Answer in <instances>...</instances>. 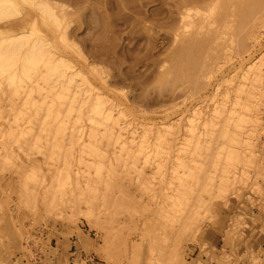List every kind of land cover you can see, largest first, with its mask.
<instances>
[{
  "label": "rangeland",
  "instance_id": "rangeland-1",
  "mask_svg": "<svg viewBox=\"0 0 264 264\" xmlns=\"http://www.w3.org/2000/svg\"><path fill=\"white\" fill-rule=\"evenodd\" d=\"M0 4V264H264V0Z\"/></svg>",
  "mask_w": 264,
  "mask_h": 264
},
{
  "label": "bare ground",
  "instance_id": "bare-ground-1",
  "mask_svg": "<svg viewBox=\"0 0 264 264\" xmlns=\"http://www.w3.org/2000/svg\"><path fill=\"white\" fill-rule=\"evenodd\" d=\"M0 1H2V0H0ZM37 4L40 6V4H39L38 2H37ZM0 6H1V4H0ZM2 6L4 7V4H3ZM2 6H1L0 9L3 8ZM41 7H44V6H41ZM41 7H40V8H41ZM45 7H47V6H45ZM48 8H49V7H48ZM41 9H43V8H41ZM49 9H50V8H49ZM49 9H48V10H49ZM42 11H43V10H42ZM43 12H44V11H43ZM43 12H42V13H43ZM47 12H49V11H47ZM48 14H49V13H48ZM48 14H47V17H48ZM51 16H52V14H49V18H50ZM51 18H53V17H51ZM54 24H55V23H54ZM18 41H19V40H18ZM12 42H15V41H12ZM188 44H189V46L186 45V46H187L186 48H189V47H192V48H193V46H192V45H193L192 42H191V46H190V43H188ZM196 44H199V45H200L201 43H198V42H197ZM196 44H195L194 46H195L196 51H197V49H201V45L199 46V45H196ZM202 44H203V43H202ZM4 46H5V45H4ZM9 46H10V43H9ZM35 47H37V48H35ZM41 47H42L41 45H36V46L34 45V48H35L36 50H34V48L32 47V48H33L32 51H34V52H36V54H38L37 51L39 50V48L41 49ZM198 47H200V48H198ZM5 48H7V45H6ZM195 48H194V49H195ZM37 49H38V50H37ZM42 49H43V48H42ZM46 49H47V48H46ZM189 49H190V50H189ZM189 49H188L189 52H190L191 50L194 51V49H191V48H189ZM203 49H204V48H203ZM203 49H202V50H203ZM48 50H50V49H48ZM52 50H53V49H52ZM44 51H45V50H44ZM192 51H191V52H192ZM198 51H199V50H198ZM200 51H201V50H200ZM34 52H33V54H32V57H33V55L35 54ZM38 52H39V51H38ZM42 52H43V51H42ZM42 52L40 51V54H41ZM51 52H52V51H51ZM185 52H186V51H185ZM189 52H187V53H189ZM194 52H195V51H194ZM0 53H1V52H0ZM2 53H3V52H2ZM31 53H32V52H31ZM53 53H54V52H53ZM53 53H52V54H53ZM36 54H35V55H36ZM195 54H196V53H195ZM198 54H199V53H198ZM201 54H202V53H201ZM201 54H200V55H201ZM6 55L8 56V54H6ZM42 55H43V54H42ZM42 55H41V56H42ZM185 55H187V54H185ZM185 55H184V56H185ZM189 55H190V53L187 55V58H189V57H188ZM11 56H13V55H11ZM11 56H10V57H11ZM37 56H38V55H36V57H35V56H34V57H35V58H38ZM41 56H40V57H41ZM50 56H52V55H49L48 57H50ZM191 56H193V55H191ZM191 56H190V58H191ZM4 57H5V56H4ZM4 57H3V58H4ZM8 57H9V56H8ZM27 57L32 58L30 55L27 56ZM40 57H39V58H40ZM53 57H54V55H53ZM57 57H58V56H57ZM194 57H195V56H194ZM194 57H192V58H194ZM196 57H197V56H196ZM200 57H201V56H200ZM3 58H2V59H3ZM58 58H61V57L59 56ZM197 58H199V57H197ZM197 58H196V60H197ZM25 59L27 60V58H25ZM33 59H34V58H33ZM48 59H49V58H48ZM183 59H184V58H183ZM7 60H8V59H7ZM22 60H24V59H22ZM26 60H25V61H26ZM29 60H30V59H29ZM36 60H38V62H39V59H36ZM36 60H35V62H36ZM50 60H53V59H51V57H50V59H49L48 61H50ZM63 60H64V59H63ZM188 60H189V59H188ZM194 60H195V58H194ZM40 61H41V60H40ZM48 61H47L46 65L49 63ZM55 61H56V59H55L53 62H55ZM183 61H185V60H183ZM186 61H187V59H186ZM190 61H191V62H190ZM190 61H189L188 63H191L190 65L193 66L194 64H192V59H191ZM1 62H3V61H1ZM19 62H20V61H19ZM45 62H46V61H45ZM61 62H62V61H60V62H58V63H61ZM180 62H181V60H180ZM195 62H197V61H195ZM26 63H27V61H26ZM33 63H34V62H33ZM39 63H40V62H39ZM50 63H51V61H50ZM58 63L55 62L53 65H58ZM64 63H65V62H64ZM181 63H182V62H181ZM188 63L186 62L187 65H188ZM193 63H194V61H193ZM5 64H6V63H5ZM21 64H22V63H21ZM34 64H37V62L34 63ZM62 64H63V62H62ZM66 64H67V63H66ZM179 64H180V63H179ZM184 64H185V63H184ZM14 65H15V64H14ZM32 65H33V64H32ZM50 65H52V64H50ZM180 65H181V64H180ZM187 65H185V66L187 67ZM197 65H199V64H197ZM36 66H37V65H36ZM58 66H59V65H58ZM53 67H54V66H53ZM53 67H52V68H53ZM66 67H67V66H66ZM181 67H182V66H181ZM195 67H197V66H195ZM195 67H193V68H195ZM33 68H34V67H33ZM43 68H44V67H43ZM57 68H58V67H57ZM182 68H183V67H182ZM189 68H190V67H189ZM191 68H192V67H191ZM193 68H192V69H193ZM54 69H55V68H54ZM54 69H53V70H54ZM179 69H181V68H179ZM186 69H187V68H186ZM64 71H65V70H64ZM68 71H69V70H68ZM182 71H183V70L181 69L179 72H182ZM6 72H7V71H6ZM61 72H62V70H61ZM61 72H60V73H61ZM79 72H80V71H79ZM192 72H193V71H192ZM192 72H191V73H192ZM52 73H53V72H51V74H52ZM64 73H65V72H64ZM62 74H63V73H62ZM66 74H67V72H66ZM73 74H74V73H73ZM79 74H80V73H79ZM178 74H179V73H178ZM194 74H195V71H194ZM194 74H193V75H194ZM5 75H6V74H5ZM53 75H54V74H53ZM179 75H181V74H179ZM188 75H189V73H188ZM46 76H47V75H46ZM182 76H183V75H182ZM186 76H187V75H186ZM192 77H194V76H192ZM192 77H191V78H192ZM55 78H56V77H55ZM57 78H58V77H57ZM192 79H193V78H192ZM196 79H197V78H196ZM196 79H195V81H196ZM68 80H71V79H68ZM193 80H194V79H193ZM66 81H67V80H66ZM67 82H68V81H67ZM69 82H70V81H69ZM72 82H73V81H72ZM72 82H71V83H72ZM71 83H70V84H71ZM195 83H197V82H195ZM74 85H75V84H74ZM56 86H57V85H56ZM68 86H69V85H68ZM72 89H73V88H72ZM84 90H85V89H84ZM86 90H87V89H86ZM87 91H88V90H87ZM56 92H57V91H56ZM61 92H62V91H61ZM95 94H96V93H95ZM74 95H75V94H74ZM100 95H101V94H99V96H100ZM79 96H80V94H79ZM100 97H101V96H100ZM100 97H99V100H101ZM74 99H75V98H74ZM94 99H95V98H94ZM81 101H82V100H81ZM104 102H105V101H104ZM104 102H103V103H104ZM83 103H84V102H83ZM96 103H97V102H96ZM101 103H102V102H100V105H101ZM80 104H81V103H80ZM90 105H91V104H90ZM103 105H104V104H103ZM94 108H95V106H94ZM101 108H102V106H101ZM108 108H109V107H108ZM108 108H106V109H108ZM97 109H99V107L96 108V110H97ZM100 110L102 111V109H100ZM100 110H99V111H100ZM219 110H220V109H219ZM99 111H97V112L99 113ZM103 112H104V110H103ZM91 113H92V111H91ZM100 113H101V112H100ZM102 114H103V113H102ZM102 114H101V115H102ZM92 115H93V114H92ZM97 115H98V114H96V116H97ZM107 116H108V115H107ZM112 116H114V115H112ZM53 117H54V116H53ZM108 117H109V116H108ZM94 118H95V117H94ZM100 118H101V117H100ZM110 118H111V117H110ZM96 119H97V118H96ZM96 119H94V120H96ZM107 119H108V118H107ZM172 125H173V124H172ZM96 127H97V126H96ZM106 127H107V126H106ZM167 131H168V130H167ZM167 131H166V132H167ZM156 132H157V131H156ZM161 132H162V131H161ZM161 135H162V134H161ZM167 135H168V134H167ZM165 139H166V138H165ZM166 142H167V141H166ZM157 144H158V143H157ZM163 144H164V142H163ZM187 144H188V143H187ZM159 145H160V144H159ZM166 145H167V144H166ZM148 146H149V145H148ZM154 146H155V145H154ZM143 147H144V146H143ZM163 147H165V146H163ZM168 147L170 148V146H168ZM153 148H154V147H153ZM160 148H162V147H160ZM94 149H95V148H94ZM151 149H152V148H151ZM151 149H150V150H151ZM154 149H155V148H154ZM165 149H166V148H165ZM154 151H155V150H154ZM165 153H166V152H165ZM157 154H158V153H157ZM148 158H149V157H148ZM178 158H179V157H178ZM148 161H149V160H148Z\"/></svg>",
  "mask_w": 264,
  "mask_h": 264
}]
</instances>
